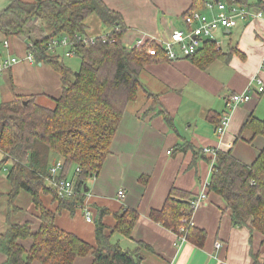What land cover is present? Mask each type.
Listing matches in <instances>:
<instances>
[{
  "label": "crops",
  "instance_id": "obj_1",
  "mask_svg": "<svg viewBox=\"0 0 264 264\" xmlns=\"http://www.w3.org/2000/svg\"><path fill=\"white\" fill-rule=\"evenodd\" d=\"M102 1L121 16L126 27L122 42L128 46L139 38L166 39L173 30L182 29V16L194 3V0ZM218 1L235 7L253 6L258 2ZM9 2L0 0V11ZM212 2L214 0H196L192 11L212 16L214 9L205 8V3ZM93 30L88 26L87 35L109 33L105 27L102 31ZM218 32L223 35L218 39L219 44L215 38L203 40L198 50L203 49L206 41L213 42L222 55H228L226 61L215 60L205 69L187 59L155 62L145 67L140 83L149 94L157 97V101L140 93L142 99L130 103L102 169L86 181L83 205L89 208L92 222L86 221L79 208L73 214L63 210L54 220L59 229L94 246L95 222L104 211L101 222L106 226L105 235L110 236L112 244L139 258L140 264H252L253 255L264 264V235L249 228L234 227L221 197L207 190L213 157L203 152L204 149L230 151L237 161L249 166L264 148V138L255 136L252 139L249 131L238 139L249 116L264 119V93L257 94L252 83L256 76L264 82V72H259L264 57V22L254 19L231 30H219L215 35ZM225 42L227 49L223 50L221 45ZM13 54L23 58L0 76V103L5 102L3 98L15 95L40 94L37 102L52 97V92L57 94L58 80L50 70L24 59L27 55L25 43L18 37H5L0 33V61L14 58ZM248 87L251 100L233 109L227 130L219 136L217 119L224 112L225 99L231 94L243 93ZM51 88L54 90L49 91ZM186 145L190 147L179 149ZM5 183L0 189V234L8 227L7 221L10 224L29 222L31 230L37 231L38 212L31 196L29 203L26 201L25 212L16 215L23 211L21 204L26 199L20 191L14 202L19 210L10 213L8 194L11 187L8 180ZM171 189L187 193L191 199L201 193L206 195L203 204L191 216L193 230L203 233L204 239L194 235L193 239L177 245L174 232L151 220V211L163 208ZM119 190L125 194L123 201L117 197ZM40 200L48 210H56L58 202L50 195H40ZM125 208L138 214L131 238L112 232L116 214ZM216 242L221 243L218 249ZM19 244L28 250L31 239L20 240ZM5 260L0 253V264ZM32 264L40 263L33 261ZM73 264H92V257L78 258Z\"/></svg>",
  "mask_w": 264,
  "mask_h": 264
},
{
  "label": "trees",
  "instance_id": "obj_2",
  "mask_svg": "<svg viewBox=\"0 0 264 264\" xmlns=\"http://www.w3.org/2000/svg\"><path fill=\"white\" fill-rule=\"evenodd\" d=\"M193 6L184 15L190 13ZM91 15L109 31L107 40L102 43L98 39L88 46L73 43L70 50L79 58L80 66L72 73L60 58L61 51L51 53L47 44L61 36L70 39L87 36L86 20ZM125 31L121 16L102 0H10L0 11V33L21 39L34 62L51 67L61 81L60 96L51 99V108L36 102L39 95H15L12 100L0 103V166H7L10 213L19 210L14 202L23 191L31 196L39 221L35 232L29 222L10 224L7 221L8 227L0 234V253L6 258L4 264H32L33 261L73 264L88 255L92 257V264H140L139 258L112 244L110 236L105 235L106 226L101 222L104 211L95 222L94 246L59 229L54 222L61 211L73 214L82 206L86 181L102 169L130 103L136 101L140 93L157 101L156 96L143 88L139 78L146 66L167 60L157 46L154 47L158 54L153 57L146 55V47H125L122 42ZM186 59L205 69L215 60L226 61L228 55H222L213 42L206 41L203 49ZM71 75L74 76L72 82L69 81ZM161 114L168 120L163 112ZM246 131L251 133L252 139L264 138V119L249 116L238 139ZM49 156L62 163L56 179L72 181L74 194L71 197L58 198L50 184L51 166L46 169ZM207 190L221 197L234 227L249 228L264 235V148L249 166L237 161L230 151H217L211 163ZM40 195H50L58 202L54 212L43 206ZM190 201L187 193L171 189L163 208L151 211L150 218L176 234L180 221L191 215ZM121 211L116 214L112 232L131 238L138 214L126 208ZM194 235L204 239L203 233L190 228L187 240ZM25 239H31L28 250L19 244ZM252 258V264H263L257 255Z\"/></svg>",
  "mask_w": 264,
  "mask_h": 264
},
{
  "label": "built area",
  "instance_id": "obj_3",
  "mask_svg": "<svg viewBox=\"0 0 264 264\" xmlns=\"http://www.w3.org/2000/svg\"><path fill=\"white\" fill-rule=\"evenodd\" d=\"M205 8L215 11L214 15L207 16L199 11H191L190 13L182 17L183 27L182 29L173 30L168 38H139L133 42L132 46L124 45L127 48H145L146 55L149 57L156 56L157 46L163 53L168 62H174L179 59H186L192 56L198 48L201 46L203 40L213 39L214 34L219 30H231L238 27L240 24H245L254 19H260L264 22V0H258L256 5L253 6H232L222 3L218 0H214L212 3H205ZM100 39L102 43L107 40V34L100 36H75L70 39L67 36H61L59 38L52 39L47 44V49L51 53L61 51L64 57L74 56L70 47L73 43L82 46L93 45ZM110 43L113 40H109ZM4 47L7 48V43H4ZM28 62L35 63L33 56L27 53L24 58ZM17 58H10L0 61V76L11 66L19 62ZM260 71L264 72V57L260 63ZM252 83L255 85L257 94L264 93V82L259 76H256ZM251 87V85L249 86ZM247 88L243 93H234L228 96L224 101V112L219 118V123L216 127V131L219 136H222L227 130L230 122L231 112L239 104L246 103L251 100L250 88ZM205 154H209L213 157L211 163L214 162L216 152L211 149H204ZM62 169L61 161H57L50 167V184L55 188L58 198H68L74 194L73 183L69 179H56ZM78 171V169H76ZM94 178V177H92ZM117 197L120 201H123L125 194L122 190L117 192ZM206 199V195L201 193L198 197L192 198L190 201L191 215L185 217L180 221L176 235L177 245L187 242V232L192 228L191 216L198 207H200ZM83 212V215L88 223L92 222L91 212L89 208L83 204L79 207ZM221 243L216 242L215 248H220Z\"/></svg>",
  "mask_w": 264,
  "mask_h": 264
},
{
  "label": "rangeland",
  "instance_id": "obj_4",
  "mask_svg": "<svg viewBox=\"0 0 264 264\" xmlns=\"http://www.w3.org/2000/svg\"><path fill=\"white\" fill-rule=\"evenodd\" d=\"M222 1H227V0H222ZM86 26H87V30L86 31H88V26L92 30L94 28L93 31H97V30H101L102 31V30H104V27L102 26V24H100V22L98 21V19H97V17L95 15H91L90 17H88V19L86 20ZM97 26H98V28H96ZM222 36H223L222 33L221 32H218V34H216V35L214 34L213 38H215L216 42L219 44V42H218L219 40L218 39H221ZM232 36H234V34ZM221 48L223 50H226L227 49V43L225 42L224 44H222L221 45ZM57 53H59V51ZM13 56H15V54H13ZM14 58H17V59L20 60L23 57L22 58H19V57H16L15 56ZM60 58L62 59L64 65L66 67H68L72 73H76L78 71L79 66H80V60H79L78 57H76V56H74V57H64V55L62 53L61 56H60ZM35 66L38 67V64H36ZM45 67L50 70V72L53 75V77L55 78V80H58V82H57V84H58L57 94H56V92H52V94H51L52 97L49 96L50 98H47L46 97L44 100H38L37 103L40 104V105H42V106H44V107L51 108L52 107V104H53V101L51 99H57L60 96V93H61V81H60V77H59V75H58V73L56 71H54L51 67H49L47 65H45ZM73 79H74V76L71 75L69 77V81L72 82ZM53 90L51 88L49 91H53ZM5 95H7V93H5ZM40 96L41 95L39 94V97ZM11 98L12 97H10V98H3L4 99L3 101H9V100H11ZM140 98L142 99V95L141 94H139V96H138V99H140ZM46 154H48L47 151H46ZM54 161H57V159L55 157L49 156L48 159H47V162H46V169H49V167L52 166V164L54 163ZM6 169H7V166H1L0 167V189L2 188V186L4 185V183L7 182V179H6V171H5ZM90 179H92V178H90ZM21 196H23V197L26 198L25 201H22L23 203L21 204V207H22V210L23 211H18L16 213V215L25 212V210H26V201H27V203H29V198H30L29 196L30 195L28 193L22 192L21 193Z\"/></svg>",
  "mask_w": 264,
  "mask_h": 264
},
{
  "label": "water",
  "instance_id": "obj_5",
  "mask_svg": "<svg viewBox=\"0 0 264 264\" xmlns=\"http://www.w3.org/2000/svg\"><path fill=\"white\" fill-rule=\"evenodd\" d=\"M84 192H86V189H85V191Z\"/></svg>",
  "mask_w": 264,
  "mask_h": 264
}]
</instances>
